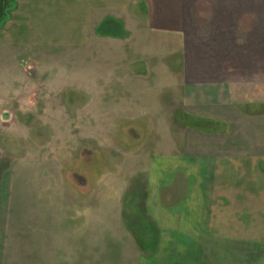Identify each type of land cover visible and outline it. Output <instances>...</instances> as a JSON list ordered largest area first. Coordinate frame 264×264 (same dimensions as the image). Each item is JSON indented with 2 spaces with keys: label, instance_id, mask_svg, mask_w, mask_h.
Returning <instances> with one entry per match:
<instances>
[{
  "label": "crops",
  "instance_id": "0c3cea01",
  "mask_svg": "<svg viewBox=\"0 0 264 264\" xmlns=\"http://www.w3.org/2000/svg\"><path fill=\"white\" fill-rule=\"evenodd\" d=\"M0 2V125L38 95L28 70L50 56L85 63L64 85L86 96V123L149 117L155 152L133 205L151 248L136 264H264V0ZM15 144L0 141V264L43 254L8 246L29 202L19 187L47 182L44 164L11 162Z\"/></svg>",
  "mask_w": 264,
  "mask_h": 264
},
{
  "label": "rangeland",
  "instance_id": "374dc122",
  "mask_svg": "<svg viewBox=\"0 0 264 264\" xmlns=\"http://www.w3.org/2000/svg\"><path fill=\"white\" fill-rule=\"evenodd\" d=\"M52 58L37 60L33 71L28 70V77H36L41 88L38 95L22 109L16 105L13 119L0 125V141L18 143L13 145L11 162L20 166L29 158L32 164H44L47 181L45 187H36L35 194L26 195L25 187H19L22 200L27 197L29 202L18 207L8 246L43 253L31 256L27 264H136L151 248V240L145 239L149 225L133 204L140 206L145 194L155 129L147 116L127 122L115 119L114 112L105 113L106 119L111 117L105 122L86 123V96L64 85L73 72L86 73L85 63H73L76 57L62 63ZM54 115L63 121L55 123ZM0 152L5 157V147ZM141 156L147 160L135 165L132 157ZM58 170L63 187H54L59 186ZM137 170L141 176H133ZM87 178L88 192L74 187ZM135 179L138 186L133 185ZM32 196L38 197L39 206L31 202Z\"/></svg>",
  "mask_w": 264,
  "mask_h": 264
},
{
  "label": "flooded vegetation",
  "instance_id": "af4514ba",
  "mask_svg": "<svg viewBox=\"0 0 264 264\" xmlns=\"http://www.w3.org/2000/svg\"><path fill=\"white\" fill-rule=\"evenodd\" d=\"M1 9H2V8H1V2H0V15H1Z\"/></svg>",
  "mask_w": 264,
  "mask_h": 264
},
{
  "label": "water",
  "instance_id": "95a60500",
  "mask_svg": "<svg viewBox=\"0 0 264 264\" xmlns=\"http://www.w3.org/2000/svg\"><path fill=\"white\" fill-rule=\"evenodd\" d=\"M0 18H1V15H0Z\"/></svg>",
  "mask_w": 264,
  "mask_h": 264
}]
</instances>
